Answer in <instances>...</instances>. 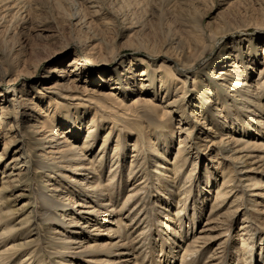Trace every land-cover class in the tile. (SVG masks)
<instances>
[{
	"label": "bare ground",
	"instance_id": "6f19581e",
	"mask_svg": "<svg viewBox=\"0 0 264 264\" xmlns=\"http://www.w3.org/2000/svg\"><path fill=\"white\" fill-rule=\"evenodd\" d=\"M19 1L4 0V7H2L5 10H14V13L18 14ZM86 2L92 4L95 1L86 0ZM3 14L1 17L4 16ZM198 43L199 41L196 45ZM205 49L197 58L204 54ZM83 55L86 59L75 56L68 64L70 67L68 69L76 71L77 74L68 77L66 68L54 69L53 72L57 73L54 76L56 80L49 82L44 88V96L49 99L46 107L40 106L26 95L12 97L7 102L8 104L4 103L0 106V142L8 137L3 149L7 150L9 145L19 142H22V145H31L29 149L32 155L29 160L31 165L35 166L34 172L50 177L49 179L44 178L43 184H35L30 189L40 203L37 216L42 219L45 230L42 229L38 234L44 244H48L51 249L45 250L49 253L48 258H58V261H55L56 264H153L152 261L155 258L153 255L148 256V253L152 251L146 249L145 245L152 242L153 247L157 241L145 229L151 223L150 218L161 217L165 211L171 209L169 205L173 204L172 208L180 217L176 222L171 223V226L164 221H161L160 226L163 225L170 234H174V240L182 233L187 241L179 252L175 251L179 243L170 244L164 239L160 241V247L167 246L168 252L160 256V260L157 259L156 263L174 264V259L177 258L178 264H196L205 258L202 264H229L232 260L231 264H246L247 262L252 264L254 249L249 241L251 233H244L248 231L247 226L245 229V225L239 227L240 235H246L247 239L237 240V247L234 246L235 252L231 253L233 250H229V243H224V241L226 238H229L230 242L234 240L233 235L229 233L232 224L227 223V220L235 221L237 215L243 210L255 212L259 216L257 219L264 224V47L259 54L254 46L253 59H256L257 65L261 67L254 68L255 70H251L250 74L247 73L243 55L237 53L233 55V63L226 65L223 71L220 70L221 81L217 85L211 82V86L206 91L208 94H205L201 88L203 81L197 77L193 79V86L199 89L198 104L188 115L184 110L183 120L185 124H187L186 121L193 124L189 136L195 132L199 134L203 129L206 132L200 138L194 137V144L190 146H187L185 140L180 138L179 146L175 149L173 160L170 163V173H172L170 176L173 177L171 179L162 178L163 184L159 185L157 181L160 175L163 173L166 175V172L161 166L162 158L157 159L156 156L163 148H173L172 138L160 135L156 136L157 141L151 138H147L146 141H140V138L132 142L110 141L113 131L109 130L99 142V137H93L98 130L92 117L89 129L82 141L77 143L71 136L72 128L62 126L64 119H61L63 118L62 108H58L61 105L58 98L66 100L81 98L83 101L91 102L93 96H96L112 101L117 107L120 106V109L124 108L122 112L127 111V107L154 104L152 102L156 99L154 97L156 88L152 97H141L139 93H136L137 84L131 81L134 79L135 71L130 76H125V72L121 74L124 76L115 72L103 76L101 72L99 73L100 80H98L100 83L96 84V88L93 89L96 82L94 79L96 70L90 68L89 64L94 66L108 64V60L102 49L92 41L86 44V52ZM238 62H240V67L237 70L233 69L235 63ZM192 63L183 59L176 63L172 72L186 78L181 80L182 84L178 87L169 85V79L160 75L159 81L163 85L166 98H163L161 105L155 104L153 107L161 108L162 114L179 111L180 101L184 99L185 91L188 89L186 87L182 89L178 98L172 100L169 98L175 96L177 88H181L183 84L186 85L187 74L194 65ZM213 64L210 63L208 68ZM138 72L137 76L143 77L144 71ZM253 73L256 74L254 79L251 77ZM76 75L77 77L74 78ZM147 76L145 80L142 79V85L140 84L144 91L155 81L153 75ZM216 78L212 77L211 80L214 82ZM83 79L86 83L84 91L71 93L72 89H77V82ZM220 87L226 88L223 90ZM118 90L121 91L123 98L119 96ZM76 93L81 94L82 97L79 98ZM125 98H131L129 103L131 106L123 104ZM211 103L214 106L209 110ZM50 107H52L51 110ZM185 107H190V104L186 102ZM35 111L36 113L38 111V116L34 122L29 123L35 118ZM87 111L86 109L78 110V113L83 118L87 115ZM11 117L16 119V126L7 125ZM59 124L60 126L57 127ZM199 125H201L200 128ZM15 129H18L19 137L8 135ZM186 129L188 128L185 127L183 131ZM227 130H232L234 133L228 134L225 132ZM197 141L207 142L204 144L203 156L215 153L207 158L209 163H206L203 179L207 182L211 177L212 181H217L218 187L212 198H209L210 194L207 193L208 189L206 190L205 186L200 187L202 184L199 181V171L194 177L197 167L191 150L198 144ZM113 142L114 146H112ZM129 150L131 153L128 157L132 158L128 165L126 155ZM2 154L1 152L0 163L3 159ZM122 155L124 163L121 167L117 159ZM18 159L20 160V157H13L8 164V166L13 164L11 168L15 167L17 171L10 170L6 176H3H8V178L0 181V264H9L19 257L20 262L16 264H44V259H40L44 253L40 255L37 253V250L41 248L39 244L26 246V242L15 243L19 239L22 240L21 235H26L27 238V235L32 234V229L28 227L29 229L26 230L24 223L17 226L21 219L9 225L5 217V214L10 212L8 208V201L11 200L10 192L21 188L27 180L26 176L23 177L25 173L22 172V165L16 166L19 163L14 162ZM213 160L215 163L212 169L207 171ZM182 169L187 176L184 180L181 179V184L179 173ZM27 170L30 171L29 167ZM54 170L59 171L57 180L49 174ZM156 174L158 177L155 179ZM218 176L221 179L219 182L216 180ZM160 186L164 198L167 197V193L172 192L173 194L165 204L153 205L150 199L151 192ZM124 190L128 192L124 200L120 202L119 197ZM198 191L204 192L202 199L196 196ZM192 192L194 195H190ZM180 194H183L182 197L175 200L174 196ZM75 198L78 200H74ZM247 205H249L248 208ZM184 206H186L185 211L191 209L193 215L188 216L190 227L189 225L186 229L183 227L185 230L180 232L183 221L179 214ZM5 207L8 210H5ZM202 208H206L207 213L205 212L204 215ZM59 211L60 214L57 213ZM65 215L68 217H64ZM165 217L167 221L172 219L170 212ZM202 217L205 221L202 228L196 231V222ZM243 222H249L246 216L243 217ZM23 228L24 230H20ZM167 230L163 231L166 235ZM48 235H50L49 238H47ZM31 240L27 243L32 242ZM213 244L215 246L210 251ZM29 249L32 250L27 253L26 250ZM260 264H264V258L260 260Z\"/></svg>",
	"mask_w": 264,
	"mask_h": 264
},
{
	"label": "rangeland",
	"instance_id": "374dc122",
	"mask_svg": "<svg viewBox=\"0 0 264 264\" xmlns=\"http://www.w3.org/2000/svg\"><path fill=\"white\" fill-rule=\"evenodd\" d=\"M94 1L91 4L90 2H86V0H20L18 7L20 10L17 12L20 16H23L20 17L14 13V10H5L3 8L4 0H0V17L4 13V16L0 19V106L9 102L12 97L26 95L40 106L46 107L49 99L44 96V88H46L49 82L56 80L54 76L57 73L53 72L54 69L66 68L68 77L69 75L77 74L76 71L68 69L70 68L68 64L75 56H78L80 59H86L83 55L86 52V44L92 41L93 44H97L102 49L108 60V64L97 66L89 64L90 68L96 70L95 77L97 78L94 77L96 82L93 89L96 88V84L100 83L98 80H100L99 73L101 72H103V76L114 74V72L120 75L125 72V76H130L135 71L134 79L131 81H134L135 85L137 84L135 87L137 89L136 93H139L141 97H152L154 96L153 91L156 88L154 96L156 99L152 102L154 104L127 107V111L122 112L124 108L120 109V106L117 107L108 99L97 98L92 95L94 98L92 97L91 102H87L80 98L82 97L80 96L81 94L76 93L80 99L66 100L58 98V101L61 103L60 106H62H58L59 109L62 108L63 118L61 119H64V122L61 124L64 128H72L71 136L75 138L77 143L82 141L89 129L92 117L98 130L97 134H93V137H99V142L103 140L109 130L113 131L110 141L126 140L127 142H132L137 138H140V141H146L147 138L156 140V136L159 137L160 135L172 138L171 145L173 148H163L159 150V154L156 156L157 159L162 158L163 163L161 166L165 168L166 175H163V173L160 175L159 181H157L158 185L163 184L162 178L166 179L169 177L171 179L173 177L170 176L172 174L170 173V163L173 160L175 149L179 146L180 138H183L187 146H190L194 144V137L200 138L206 132L203 129L199 134L195 132L189 136V131L192 130L193 124L187 121V124H185L183 120L185 118V114L183 115L184 110L188 115L195 108L194 106L198 104V96L200 94H197L198 87H194L192 84L193 79L197 77V79L203 81L201 88L206 94L207 88L211 86V82L214 85L220 83L222 75L220 70L223 71V68L227 67L226 65L233 63L232 56L236 53L243 55V62L247 65V73L250 74L251 70H255L254 68L258 69L261 67L257 65L256 59H253V48L255 46L260 54V51L264 47V0ZM20 11H23V14ZM198 41L199 43L196 45ZM203 49H205L204 54L200 58H197L203 52ZM182 59L187 62L191 61L194 65L187 74L186 85L183 84L181 88H177L175 96L173 95L169 98V100L178 98L182 93V89L185 87L188 89L185 91L184 99L180 101L179 111L181 110L182 112L162 114L161 108L156 109L153 107L155 104H162L163 98H166L164 89L162 88L163 85L159 81L160 75L169 79V85L171 86L177 85L178 87L181 85V80H185L186 78L176 75L172 71L176 63ZM210 63L214 64L208 68ZM239 65L240 62L235 63L233 69L237 70L240 67ZM140 70L144 71L143 77L137 76ZM255 73L251 74L253 79L256 77ZM124 74L121 76H124ZM147 75H153L155 81L148 88L149 90L144 91V88H141L140 84L148 77ZM212 77H217L214 82L211 80ZM84 81L85 79L77 82V89H72L73 91L70 92L82 93L86 87ZM165 84H168V82H165ZM224 88L226 87H222L221 89L224 90ZM118 93L123 98L120 90H118ZM210 96L211 93L209 94ZM130 102L131 98L123 100L125 106H128ZM186 102L190 104V107H185ZM209 106L210 110L214 105L211 103ZM51 109L52 107H50ZM84 109L88 110L87 115L81 118L78 110ZM34 115L35 118L29 123L36 120L38 111L37 113L35 111ZM7 125L16 126V119L13 117L9 118ZM59 126L60 124L57 127ZM185 127L188 129L183 131ZM225 132L228 134L234 133L232 130ZM18 133V129H15L13 132L8 133V135H17ZM7 138L0 142V153H3V159L0 163V181L8 178V176H3H6L10 170L12 172L17 171V169H14L15 167L11 168L13 164L8 166L13 157H20V160L18 159L14 162L19 163L16 166L22 165V172L25 173H23V177L26 176L25 179H27L21 188L14 189L9 194L11 197V200L8 201L10 212L5 214L7 224H15L21 219L17 223V226L24 223L26 230L32 229V234L27 235V238L26 235H21L20 238L22 240L19 239L15 243L19 241L26 242V246L34 243L39 244L41 248L36 250L39 255L42 252L44 253L40 258L44 259V264H56L55 261H58V258H48L47 254L49 253L45 250L51 249L48 244H44L41 236L38 234L42 229L45 230V227L43 221H41L42 219L37 216L40 203L36 195H33L30 191L35 184L41 185L45 181L44 178L49 179L50 177H44L42 174L34 172L35 166H32L29 160L31 158L30 155H32L29 149L31 145H22V142H19L9 145V148L4 150V142L7 141ZM197 142L198 144L191 150V155L197 167L194 177L199 171V175H197L202 184L200 187L204 188L205 186L206 190L208 189L207 193L210 194L209 198H212L213 193L218 187L217 181H212L211 177L208 178L207 182L206 180L203 181V179L206 163H209L207 158H210L215 153L203 156L205 152L203 150L204 144L207 142ZM112 146H114V142ZM130 153L129 150L126 155L128 165L129 160L132 158L131 156L128 157ZM117 160L122 167L124 156H120ZM214 163L215 161L213 160L207 171L212 169ZM28 167L30 171L27 170ZM57 173H59L57 170L49 172L50 176L53 175L54 180L59 178ZM186 176L187 173L182 169L179 173L180 180L182 178L184 180ZM157 177L158 174L154 178L156 179ZM216 180L218 182L221 181L219 176ZM127 192L124 190L121 193L119 197L120 202L124 200ZM172 194V192L167 193V197L164 198L161 186L155 188L151 192V203L153 205H158L159 203L160 205L165 204V202L169 201ZM182 195L174 196L175 200H178ZM190 195H194V192ZM196 196L202 199L204 192L198 191ZM74 200H78V198ZM172 206L174 205H169L171 209L165 211L161 217L154 216L150 218L151 223L145 229L157 241L153 247L152 242L145 245V248L151 250L153 253H148L149 257L153 255V258H155L152 261L153 264H160L155 261L160 260L159 257L168 252L167 246L165 248L160 247V241L164 239L165 242L169 241L170 244L179 243L178 247L175 248L177 252L183 249L187 241V238L182 233L174 240V234H170L163 225L160 226L161 221L171 226V223L176 222L180 217L176 215L175 209ZM185 208L186 206H184L179 214L183 221V226L179 229L180 232H183L188 225L190 227L188 216L193 215L191 209L185 211ZM5 210L8 209L5 207ZM202 210V214L204 215L206 208H202ZM169 212L172 219L167 221L165 215L169 214ZM243 212L245 211L243 210L237 215L235 221L231 222L229 219L227 220V223L232 224L229 233L233 235L234 240L230 242L229 238H226L224 243L228 242L230 246L229 250H233L231 253L235 252L234 246L237 247V240L247 239L246 235H240L241 231H238L241 228L240 225H245L244 229L247 226L248 231L244 233H251L249 241L251 246L253 244L254 249L252 264H260V260L264 258V224L257 219L259 216L255 212L247 210L245 214H242ZM57 213L60 214L61 212ZM245 216L249 222H243V217ZM64 217L68 216L65 215ZM204 221V217L197 220L195 225L196 231L202 228ZM20 230H24V228ZM164 230L168 231L167 235L165 232L163 233ZM49 237L50 235L47 236V238ZM30 239H32V242L28 244L27 241ZM214 246V244L211 246L210 251ZM32 249L26 250L27 253ZM174 260V264H178V259L175 258ZM204 260L205 258L196 264H202ZM18 262H20V257L9 264H16ZM232 262L233 260L229 264Z\"/></svg>",
	"mask_w": 264,
	"mask_h": 264
}]
</instances>
